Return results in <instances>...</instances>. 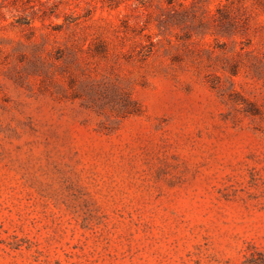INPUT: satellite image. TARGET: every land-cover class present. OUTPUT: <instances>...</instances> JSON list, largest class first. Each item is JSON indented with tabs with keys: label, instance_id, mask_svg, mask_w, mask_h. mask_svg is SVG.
Listing matches in <instances>:
<instances>
[{
	"label": "rangeland",
	"instance_id": "1",
	"mask_svg": "<svg viewBox=\"0 0 264 264\" xmlns=\"http://www.w3.org/2000/svg\"><path fill=\"white\" fill-rule=\"evenodd\" d=\"M0 264H264V4L0 0Z\"/></svg>",
	"mask_w": 264,
	"mask_h": 264
},
{
	"label": "trees",
	"instance_id": "2",
	"mask_svg": "<svg viewBox=\"0 0 264 264\" xmlns=\"http://www.w3.org/2000/svg\"><path fill=\"white\" fill-rule=\"evenodd\" d=\"M259 2H260V4H264V0H258ZM180 6H182V7H185V5H184V3H180ZM228 10H226L225 8H219L218 10H217V13H216V16L218 15L219 17L221 16V17H223L224 19L226 18H228ZM217 16V17H218ZM221 22L222 23V21L221 20H216L215 19V22Z\"/></svg>",
	"mask_w": 264,
	"mask_h": 264
}]
</instances>
